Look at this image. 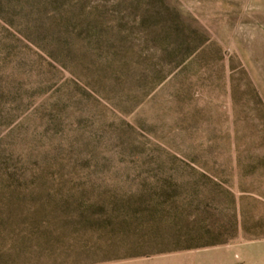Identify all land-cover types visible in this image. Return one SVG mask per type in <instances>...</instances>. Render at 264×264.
I'll list each match as a JSON object with an SVG mask.
<instances>
[{
  "label": "rangeland",
  "instance_id": "obj_1",
  "mask_svg": "<svg viewBox=\"0 0 264 264\" xmlns=\"http://www.w3.org/2000/svg\"><path fill=\"white\" fill-rule=\"evenodd\" d=\"M0 264H264V0H0Z\"/></svg>",
  "mask_w": 264,
  "mask_h": 264
},
{
  "label": "trees",
  "instance_id": "obj_2",
  "mask_svg": "<svg viewBox=\"0 0 264 264\" xmlns=\"http://www.w3.org/2000/svg\"><path fill=\"white\" fill-rule=\"evenodd\" d=\"M107 222H108V221L105 220V223H104V225H103V226H105V228H107V226H108V224H109V223H107Z\"/></svg>",
  "mask_w": 264,
  "mask_h": 264
}]
</instances>
